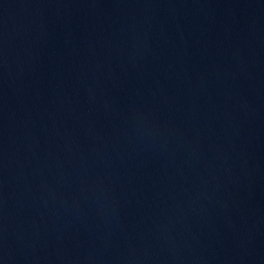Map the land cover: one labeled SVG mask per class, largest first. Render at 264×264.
<instances>
[{
  "label": "water",
  "instance_id": "1",
  "mask_svg": "<svg viewBox=\"0 0 264 264\" xmlns=\"http://www.w3.org/2000/svg\"><path fill=\"white\" fill-rule=\"evenodd\" d=\"M0 264H264V0H0Z\"/></svg>",
  "mask_w": 264,
  "mask_h": 264
}]
</instances>
